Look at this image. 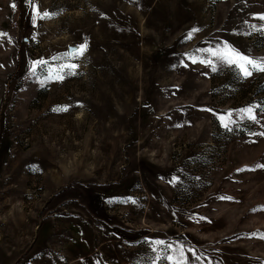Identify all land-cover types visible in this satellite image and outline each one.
Returning a JSON list of instances; mask_svg holds the SVG:
<instances>
[{
	"label": "rangeland",
	"instance_id": "374dc122",
	"mask_svg": "<svg viewBox=\"0 0 264 264\" xmlns=\"http://www.w3.org/2000/svg\"><path fill=\"white\" fill-rule=\"evenodd\" d=\"M262 16L0 0V264H264Z\"/></svg>",
	"mask_w": 264,
	"mask_h": 264
},
{
	"label": "snow or ice",
	"instance_id": "6c2138e0",
	"mask_svg": "<svg viewBox=\"0 0 264 264\" xmlns=\"http://www.w3.org/2000/svg\"><path fill=\"white\" fill-rule=\"evenodd\" d=\"M43 16L47 17L48 13H43ZM260 19L264 20V16L260 17ZM86 50H87V45L84 44V45L79 46L76 49V53L78 55H83ZM213 55L217 56L221 60H226L227 63H229V64L237 66L244 76L252 75L253 70L264 72V61H255V60L250 59L246 56L240 55L239 53H235L231 49L226 48L223 52L213 53ZM193 62H196V61H193ZM201 63H203V61H201ZM67 67L74 69L76 67V65H67ZM33 71H35V65L33 67ZM60 78H62V77H60ZM64 110H66V109H64ZM245 115L247 116L248 119L253 120V121L256 118L255 115L253 114L252 108L246 109ZM221 120L223 122V118H221ZM224 126L228 127L227 123H225ZM262 167H264V166H262ZM221 199H231V197H221ZM157 243H163V242L158 241ZM181 255H183L182 249H181ZM164 259L168 260L170 262V264H177V262L174 261L173 257H171V256H166V257H164ZM185 264H186V262H185Z\"/></svg>",
	"mask_w": 264,
	"mask_h": 264
}]
</instances>
